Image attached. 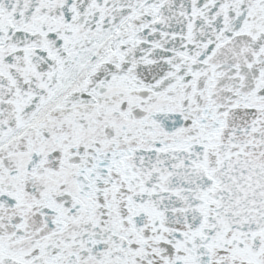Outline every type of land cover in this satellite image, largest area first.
I'll use <instances>...</instances> for the list:
<instances>
[{
	"label": "snow or ice",
	"instance_id": "6c2138e0",
	"mask_svg": "<svg viewBox=\"0 0 264 264\" xmlns=\"http://www.w3.org/2000/svg\"><path fill=\"white\" fill-rule=\"evenodd\" d=\"M0 264H264V0H0Z\"/></svg>",
	"mask_w": 264,
	"mask_h": 264
}]
</instances>
